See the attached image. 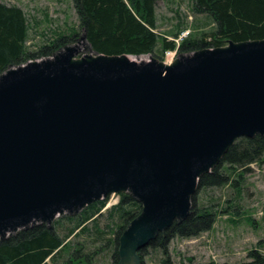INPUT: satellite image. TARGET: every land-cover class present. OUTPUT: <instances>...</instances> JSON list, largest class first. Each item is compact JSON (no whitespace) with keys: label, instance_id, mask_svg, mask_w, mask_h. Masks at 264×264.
<instances>
[{"label":"water","instance_id":"water-1","mask_svg":"<svg viewBox=\"0 0 264 264\" xmlns=\"http://www.w3.org/2000/svg\"><path fill=\"white\" fill-rule=\"evenodd\" d=\"M257 135L264 40L167 64L99 54L83 33L0 75V242L129 194L142 211L120 238V264H142L141 250L191 215L202 176Z\"/></svg>","mask_w":264,"mask_h":264},{"label":"trees","instance_id":"trees-1","mask_svg":"<svg viewBox=\"0 0 264 264\" xmlns=\"http://www.w3.org/2000/svg\"><path fill=\"white\" fill-rule=\"evenodd\" d=\"M79 24L71 34L58 36L36 51L28 48L30 24L24 10L0 2V75L10 67L52 57L83 33L93 51L111 56L154 57L165 61L167 51L178 54L202 49L223 48L229 42L264 40V0H192L191 12L205 16L208 31L189 34L178 45L186 27L162 36L158 33V0H72ZM172 36L173 40H170ZM264 158V137L242 138L229 149L221 163L202 176L198 190L223 188L237 182L242 172ZM110 198L88 206L77 216L58 218L52 229L38 225L0 242V264H120V238L137 218L142 206L129 194L119 196V203L108 208V224L101 228L99 217ZM219 216L214 205L192 199L191 215L175 222L165 234H159L148 248L139 253L142 264L148 249L169 264V246L173 239H191L210 232ZM254 261L264 264V257L251 252ZM101 260V261H102Z\"/></svg>","mask_w":264,"mask_h":264},{"label":"rangeland","instance_id":"rangeland-1","mask_svg":"<svg viewBox=\"0 0 264 264\" xmlns=\"http://www.w3.org/2000/svg\"><path fill=\"white\" fill-rule=\"evenodd\" d=\"M0 2L18 6L26 13L30 24L27 46L32 51L50 44L58 36L71 34L79 24L72 0ZM191 5L192 0H158V33L165 36L176 32L180 25L186 27L182 33L210 30L209 19L195 16L191 12ZM169 37L173 40L172 36ZM77 41L68 45H74ZM86 54L82 51L78 57ZM164 62L170 64L167 58ZM242 174L239 179L238 176L234 177L237 182L234 180L223 188L197 190L199 204L214 205L218 209L217 222L210 232L199 237L173 239L169 246V264H250L254 261L250 257L253 251L264 257V158L250 165ZM119 196L109 197L103 215L98 218L101 228L108 224L107 209L119 203ZM161 258L158 252L148 249L144 263L162 264ZM101 260V264H107L106 260Z\"/></svg>","mask_w":264,"mask_h":264},{"label":"built area","instance_id":"built-area-1","mask_svg":"<svg viewBox=\"0 0 264 264\" xmlns=\"http://www.w3.org/2000/svg\"><path fill=\"white\" fill-rule=\"evenodd\" d=\"M190 33L188 32H184L180 35L179 39L175 40V42L179 45L181 41H183L184 39L188 38ZM177 50H174V51H167L165 53V58L169 59L170 60V64L174 62V60L177 58Z\"/></svg>","mask_w":264,"mask_h":264},{"label":"bare ground","instance_id":"bare-ground-1","mask_svg":"<svg viewBox=\"0 0 264 264\" xmlns=\"http://www.w3.org/2000/svg\"><path fill=\"white\" fill-rule=\"evenodd\" d=\"M83 48V47H82Z\"/></svg>","mask_w":264,"mask_h":264}]
</instances>
